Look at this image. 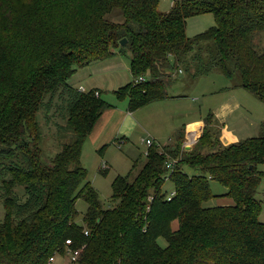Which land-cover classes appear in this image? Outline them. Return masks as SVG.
I'll return each mask as SVG.
<instances>
[{"label": "trees", "instance_id": "obj_1", "mask_svg": "<svg viewBox=\"0 0 264 264\" xmlns=\"http://www.w3.org/2000/svg\"><path fill=\"white\" fill-rule=\"evenodd\" d=\"M158 3L0 0V161H8L0 166V264H48L55 256L70 264H264L255 198L264 177V132L224 144L223 126L209 112L189 150L183 134L146 148L133 179L112 181L108 207L86 181L83 145L112 107L96 89L68 85L91 63L129 51L132 81L113 92L127 99L129 112L167 98L165 78L178 70L194 77L217 70L264 103V49L254 45L264 33V0H175L166 13ZM115 10L121 22L109 19ZM203 14L215 26L187 37V20ZM139 77L146 80L135 83ZM56 95L64 103L57 128L68 142L43 160L39 113ZM211 181L225 194L214 195ZM217 197L233 203L210 205ZM78 200L87 204L81 224Z\"/></svg>", "mask_w": 264, "mask_h": 264}, {"label": "rangeland", "instance_id": "obj_2", "mask_svg": "<svg viewBox=\"0 0 264 264\" xmlns=\"http://www.w3.org/2000/svg\"><path fill=\"white\" fill-rule=\"evenodd\" d=\"M174 1L159 0L158 11L161 13L168 12ZM109 19L114 22H121L120 11H113L109 15ZM215 24L214 17L211 14L189 18L187 20L186 35L192 38L214 27ZM254 45L259 51L264 49V33L256 36ZM129 56V51L125 50L124 53L113 58L91 63L89 66L77 70L68 81V85L78 90L80 85L84 86L95 82L101 90V98L112 106L110 109L117 107V110L113 112V116L118 119L120 114H123L122 108L126 104L128 107V101L127 99L118 100L113 92L132 81ZM180 69L184 71L181 66ZM177 73L178 71H174L172 74L176 77L175 79L173 77L165 78V81H171L170 86L173 82H177L176 88H170V86L165 88L168 97L165 101H154L146 107L133 110L134 114L129 118L130 122L128 123L131 138L127 137L129 142L125 143L124 146L118 148L113 142L109 143L112 141L109 140L105 142L104 148L102 146L98 148L96 144L89 143L88 140L85 141L82 148L81 163L87 171L86 181L98 192L99 200L104 208L112 203V181L118 176L124 177L128 174H131L130 179H133L144 164L145 159L143 158L144 155L142 156V151L145 145L138 141L140 136L154 140L151 136V132H154L160 136L154 142L166 146L169 142L167 140L168 136L172 132L189 124L193 118H198V116L202 119L205 118L214 107V104L225 95L235 94L238 103L242 106L241 112H235L230 118L223 119L226 129L232 132V136H229L228 140L230 143L256 138L264 132V103L246 90L234 87L233 83L219 71L215 70L204 77H194L190 72ZM173 96L177 99H174ZM55 104L57 109H55ZM123 110L125 111L126 108ZM63 111L64 103L56 95L53 104L47 107V111L42 110L39 113V124L42 133L40 146L43 152V160L52 158L60 151L62 145L68 142L67 136H64L65 134L57 128L58 125L64 123ZM112 125L113 123H110L109 126ZM200 133L194 137V139L196 138L194 144L201 135ZM182 134L183 130L181 129L175 131L170 138L175 139L177 135ZM224 138L227 139V136L224 135ZM101 158L104 161H101ZM134 162H136L135 169L133 168ZM3 163L8 164V161L5 160ZM3 163L0 161V166ZM103 167H107L104 174L101 171ZM258 171L264 173V165L258 166ZM210 189L214 195H223L226 192L225 188L213 181L210 182ZM164 190L167 194H170L173 191V184L167 182ZM18 194L22 195V191ZM255 198L262 205L259 222L264 223V177L256 191ZM232 203L231 199L217 197L211 200L209 204L212 206H226L232 205ZM76 209L79 213L77 222L81 224L87 210V204L83 200H78ZM3 215V208L0 204V222ZM176 226V223H174V227ZM159 244L164 246V240L160 239ZM52 264H70V262L65 257L55 256Z\"/></svg>", "mask_w": 264, "mask_h": 264}, {"label": "crops", "instance_id": "obj_3", "mask_svg": "<svg viewBox=\"0 0 264 264\" xmlns=\"http://www.w3.org/2000/svg\"><path fill=\"white\" fill-rule=\"evenodd\" d=\"M178 73L180 74L179 70H178ZM176 84H177V82H173L172 86H170V88H176ZM78 88L82 92H85V91H88L91 89H96L98 91V93L101 92V90L98 88V86H97V84H95V82L88 83L84 86L80 85ZM173 95H176V94H173ZM167 98L163 99L161 102L165 101ZM173 98L177 99V98H175V96H173ZM191 102H193V101H191ZM116 108L117 107H114L112 109H108L102 114V116L100 117V119L96 123L95 127L93 128L91 134L86 139V140H88L89 143L96 144V147H98V148L101 146L103 148L105 145V142H107L109 140H112L109 143L113 142L114 145L116 142H118V140H123V145H121V146H124L125 143L129 142L127 140V137L131 138V135L129 134L130 131H129L128 123L130 122L129 118L134 114V112H129L127 109V104H126V106L122 108L123 114H120V117L118 119H116L115 116H113V112L115 110H117ZM124 108H126L125 111L123 110ZM198 109H200V108H198ZM241 109H242V106H240V104L238 103V101L236 99V95L235 94L234 95L229 94V95H225L223 98L221 97V99L216 104H214V107L210 111L215 116V119L219 122V124H221L223 126L222 141L224 144L229 143V141H228L229 136H232V132L226 129V126H225L223 119L230 118L232 116V114H234L235 112L236 113L241 112ZM202 120L203 119L198 116V118H193L189 124H186L181 128L183 130V138H182L183 146L185 143L188 142V140L189 141L193 140L194 137H196L197 134L200 133V131L202 130ZM110 123H113V125L109 126ZM181 129H176L175 131H180ZM174 132H172L168 136L167 140L169 142L167 143V145L169 143L173 142V139H171L170 136H172V134ZM224 135L227 136V139L224 138ZM151 136L154 138V140H156L157 138L160 137V136H158V134H156L154 132H151ZM146 139H150V138L140 136L138 141H140V143H143L142 140H146ZM150 140L152 141L153 139H150ZM154 140L152 141L153 143H155L156 145H159L160 147H163V146H161L160 143L154 142ZM143 144H141V145H143ZM115 146H117V145H115ZM120 147H118V148H120ZM146 148H147L146 146H145V148H143L142 154L145 152ZM101 161H104L103 158H101ZM107 165H108V163H107Z\"/></svg>", "mask_w": 264, "mask_h": 264}, {"label": "built area", "instance_id": "obj_4", "mask_svg": "<svg viewBox=\"0 0 264 264\" xmlns=\"http://www.w3.org/2000/svg\"><path fill=\"white\" fill-rule=\"evenodd\" d=\"M179 72L181 73L180 70H179ZM145 80H146L145 78L139 77L137 80H135V83L144 82ZM194 141H195V139H194ZM194 141H188L187 143H185L184 144V148L187 149L188 146L191 147L194 144L193 143ZM142 142L145 144V146L147 148L150 147L153 144V142L150 139L142 140ZM121 145H123V141H118L117 142V146L120 147ZM144 155H146V154H144ZM106 168L107 167H103V168H101V170H106ZM166 169H171L170 168V164H168L166 166ZM173 196H174V192L172 191L170 194H168L167 201H170ZM76 257H77V252H74L73 255H72L71 260L72 261H75L76 260ZM54 260H55V258H50L49 261H48V264H52L54 262Z\"/></svg>", "mask_w": 264, "mask_h": 264}, {"label": "water", "instance_id": "obj_5", "mask_svg": "<svg viewBox=\"0 0 264 264\" xmlns=\"http://www.w3.org/2000/svg\"><path fill=\"white\" fill-rule=\"evenodd\" d=\"M126 44V40H122L121 42H120V45L121 46H123V45H125ZM194 141V140H193ZM191 147L190 146H188L187 147V150H189Z\"/></svg>", "mask_w": 264, "mask_h": 264}]
</instances>
